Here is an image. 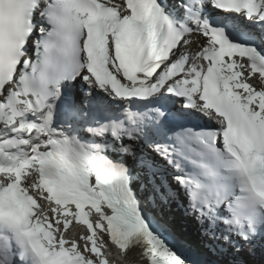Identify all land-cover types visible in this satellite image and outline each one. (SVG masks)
Segmentation results:
<instances>
[{"label": "snow or ice", "instance_id": "1", "mask_svg": "<svg viewBox=\"0 0 264 264\" xmlns=\"http://www.w3.org/2000/svg\"><path fill=\"white\" fill-rule=\"evenodd\" d=\"M0 264H264V0H0Z\"/></svg>", "mask_w": 264, "mask_h": 264}, {"label": "bare ground", "instance_id": "2", "mask_svg": "<svg viewBox=\"0 0 264 264\" xmlns=\"http://www.w3.org/2000/svg\"><path fill=\"white\" fill-rule=\"evenodd\" d=\"M191 45L192 49H195L199 44V38L197 36H191ZM168 216L174 218V229L181 233L183 237L190 240L196 241L197 237V226L190 220L184 218V214L181 208L177 205H172L170 209H166Z\"/></svg>", "mask_w": 264, "mask_h": 264}]
</instances>
